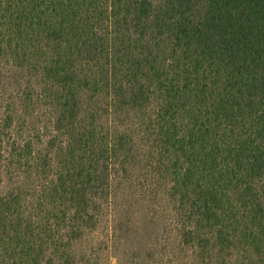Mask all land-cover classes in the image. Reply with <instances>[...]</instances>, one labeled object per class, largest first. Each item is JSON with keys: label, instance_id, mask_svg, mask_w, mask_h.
<instances>
[{"label": "trees", "instance_id": "trees-1", "mask_svg": "<svg viewBox=\"0 0 264 264\" xmlns=\"http://www.w3.org/2000/svg\"><path fill=\"white\" fill-rule=\"evenodd\" d=\"M127 191L167 264H264V0H0V264H93Z\"/></svg>", "mask_w": 264, "mask_h": 264}, {"label": "rangeland", "instance_id": "rangeland-1", "mask_svg": "<svg viewBox=\"0 0 264 264\" xmlns=\"http://www.w3.org/2000/svg\"><path fill=\"white\" fill-rule=\"evenodd\" d=\"M138 192H120L111 211L88 234L83 246L89 247L93 264H167L166 208L143 204Z\"/></svg>", "mask_w": 264, "mask_h": 264}]
</instances>
